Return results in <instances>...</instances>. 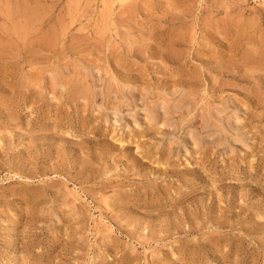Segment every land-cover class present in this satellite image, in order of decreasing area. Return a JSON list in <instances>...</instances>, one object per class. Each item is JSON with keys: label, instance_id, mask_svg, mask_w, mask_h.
<instances>
[{"label": "rangeland", "instance_id": "rangeland-1", "mask_svg": "<svg viewBox=\"0 0 264 264\" xmlns=\"http://www.w3.org/2000/svg\"><path fill=\"white\" fill-rule=\"evenodd\" d=\"M0 264H264V0H0Z\"/></svg>", "mask_w": 264, "mask_h": 264}]
</instances>
